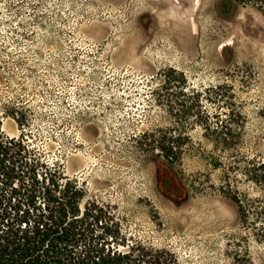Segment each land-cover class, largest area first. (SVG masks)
<instances>
[{"label":"rangeland","instance_id":"374dc122","mask_svg":"<svg viewBox=\"0 0 264 264\" xmlns=\"http://www.w3.org/2000/svg\"><path fill=\"white\" fill-rule=\"evenodd\" d=\"M223 120L240 126L236 151L264 158V0H0V127L29 165L84 187L82 212L98 207L79 251L140 242L178 264H264V240L217 188ZM146 131L186 133L182 160L146 148ZM2 179L22 195L36 183Z\"/></svg>","mask_w":264,"mask_h":264},{"label":"trees","instance_id":"16d2710c","mask_svg":"<svg viewBox=\"0 0 264 264\" xmlns=\"http://www.w3.org/2000/svg\"><path fill=\"white\" fill-rule=\"evenodd\" d=\"M179 95L180 115L189 117L193 106L184 99L183 88ZM239 127L233 120L217 123L216 151L211 164L221 171L218 190L236 203L242 224L263 241L264 158H249L236 151L240 139L232 133ZM167 135L157 137L154 132L146 131L142 143L146 148L158 150L172 165L182 160L184 145L191 140L186 133ZM27 159L23 139L7 137L0 127V264H178L172 253L140 242L126 251L88 242L79 251L81 239H88L93 225L90 220L100 219L98 207L90 202L82 212L84 187L57 168L40 161L29 165ZM17 161L26 170L16 166ZM163 166L169 169L168 165ZM18 175L36 182L30 188L23 182L21 187L29 193L22 195L17 185L4 192L2 176L12 186ZM39 177L43 178L42 182ZM161 185L171 191L167 178L162 179Z\"/></svg>","mask_w":264,"mask_h":264}]
</instances>
